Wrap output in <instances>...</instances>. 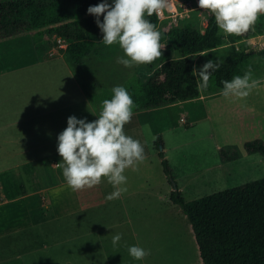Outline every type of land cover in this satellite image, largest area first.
Returning a JSON list of instances; mask_svg holds the SVG:
<instances>
[{
    "label": "crops",
    "instance_id": "crops-1",
    "mask_svg": "<svg viewBox=\"0 0 264 264\" xmlns=\"http://www.w3.org/2000/svg\"><path fill=\"white\" fill-rule=\"evenodd\" d=\"M170 1L176 5L179 17H189L197 11L186 12L183 6L188 3H192L194 8H199L198 0ZM24 2V6L13 15V33L0 38V55L15 56L17 58L15 63H20V67L50 62L58 56L71 66L72 72L67 78L64 76L65 79L50 73L39 75L37 98L41 105L36 110V116L31 118L39 120L43 119V116L50 117L52 114V116L55 115L52 120H55L59 118V113L70 110L69 103L71 99L75 102L78 89L84 97H91L94 94L93 89H87L86 86L96 84H83L79 81L77 68L82 66L84 60L79 66H75L76 64L67 57L65 52L60 53L53 46L39 52L34 34L49 27L82 19L88 13L82 11L77 0H24ZM168 8L172 9L171 6ZM197 16L200 17L198 11ZM176 18L159 19L160 26L164 31H169ZM199 27H201V20ZM205 30L200 29L202 33ZM248 32L238 36L232 35L228 39L221 36L223 39L221 46L195 55L193 69L197 73L195 76L198 88L194 98L180 100L158 108L133 111L134 114L125 125L124 132L141 143L144 159L136 165L138 170H133L132 167L125 170L127 192L119 199L112 201L105 199L109 193L114 191L113 186L105 177L101 178L100 184L91 188L85 187L75 192L72 191L64 180L62 169L56 166V163L61 160L56 149L54 152L57 157L52 163H49L48 153H39L37 156L27 158L23 163L14 165L12 163L7 166L6 170L21 171L25 174L23 167L31 164L33 168H27L25 171L31 176L35 174V176L42 177V182L34 185L36 189H31L26 195L15 199H7L3 186L0 185V264H26L23 260L26 256L36 258L37 264H63L57 259L60 256L67 258L64 264H75L72 257L76 255L85 258L83 263L88 264L87 257L93 255L89 252L90 248L100 251L110 250L107 255L111 254L120 262L127 261V259L130 262L128 247L132 245L141 247L139 240L141 229L151 224L157 225V223L166 226V217L173 213L176 209L174 207H179L171 201L172 184L168 181L163 168L162 172L159 170L158 163H162V159L157 142L159 136L162 138L163 129L173 130L175 128L174 122L177 119H180L187 127L209 121L213 127L209 135L215 140L220 150H222L221 144L231 142L227 140L231 135L239 134L244 144L256 139L264 141V86L258 85L253 88L245 98L235 95L225 98L220 94L222 88L216 84V76L229 56L242 51H257L263 54V51L249 49L245 41ZM101 44L102 42L100 47ZM32 53L33 61L28 63ZM209 53L217 56L216 60L212 59L213 64L216 65V71L213 72L214 65L206 70L209 79L207 85L203 86V78L199 73ZM25 54L27 57L24 58ZM201 57L204 59L202 60ZM211 57L214 58L213 55ZM249 59L239 66L240 76L248 70L245 63ZM128 72L132 74L131 78L136 76L134 68H130ZM28 118L30 117L26 119ZM26 119L13 123L6 122L0 127L18 124ZM147 125L150 128L151 137H147ZM37 127L45 128L41 122L37 124ZM215 129L222 130L217 134ZM219 135L221 141H218ZM154 137H157V141ZM5 142L9 145L16 142L18 145L16 147L10 145L13 146L12 149L1 148L0 160L13 161L15 155L28 154L33 147L30 146L26 134L20 142L18 139ZM55 143L57 144V140ZM183 146L184 143L173 141L171 148L178 150ZM164 149L166 150L165 156H168L166 152L170 149L166 142L163 151ZM171 166H174L173 163ZM211 168L208 167L207 171ZM34 169L37 172L30 173ZM204 171V167L197 169L195 173H190L191 178L186 180L189 175L184 172L177 173L174 169L176 179L180 180V183H177L178 188L184 191L188 185L198 187L199 180L203 181ZM182 178L186 180L184 183H182ZM151 198H155L159 203H150ZM175 211L181 215L178 212L180 210ZM117 233H122V239L114 247L112 237Z\"/></svg>",
    "mask_w": 264,
    "mask_h": 264
},
{
    "label": "rangeland",
    "instance_id": "rangeland-1",
    "mask_svg": "<svg viewBox=\"0 0 264 264\" xmlns=\"http://www.w3.org/2000/svg\"><path fill=\"white\" fill-rule=\"evenodd\" d=\"M88 2H90L91 5H96L100 3L101 0H89ZM200 20L201 16L198 18L197 11H194L189 17L178 16L173 22L172 27L189 25L198 28ZM54 47L60 53H64L66 44L63 41L57 40ZM209 54L210 55H206L207 57L205 59L201 57L202 60L213 61L217 59L216 55L212 53ZM32 55L33 53L30 54L28 63L33 61L31 58ZM120 55H123V52L118 44L105 46L102 43L99 55L86 57L82 66L75 65L79 66L78 68L76 67L79 81L83 84H96L90 86V89H93L94 95H98L102 91H111L114 86L123 85L131 78L132 74L128 72L130 68H126L116 62L117 57ZM211 55H213L214 58H212ZM173 56H179V53L173 50ZM25 57H27L26 54L24 58ZM15 60H17L15 56L8 55L5 57L0 55V126L4 125L6 122L13 123L17 120L26 119L27 117L30 118L26 119L27 121L22 120L18 124L15 123L0 127V149H7V147L12 149L13 146L16 147V145H18L16 142L15 144H10L13 145L10 146L5 141H15L18 139L20 142L25 134L29 139L30 146L32 145L33 147L28 154L15 155L13 161L0 160V173L6 171V167L10 166L12 163L13 165L16 163H23L27 158L29 159L33 155L37 156L39 153H48L49 163H52L55 157H57L54 152L57 145L55 140H57L58 134L67 127L68 116L75 115L77 118H86L87 121H93L98 118L97 115L101 110L98 103H96L92 97H84L78 89L79 94H76L75 102L71 99L69 103V105H71L69 107L70 110L59 113L58 119L52 120L55 118L54 114V116L51 114L50 117L43 116V119L40 118L39 120L38 118L32 119L31 117L36 116V110L39 109L41 105L37 98L39 75L41 73H50L65 79V77L67 78L70 76L69 73L72 72V68L59 56L50 62H42L35 65L29 64L25 67H20L21 64H16ZM216 63L218 64V62ZM249 65H251L252 68L253 79L264 77L263 54L254 51L252 57L245 63L247 68ZM159 67V62H151L146 65L132 68H134L135 75L141 74V76L147 78L153 70ZM213 68V72H215L216 65H214ZM259 85L264 86V82H261ZM39 122H41L45 128H38L37 124ZM57 123L60 124L55 126ZM51 124H53V126ZM174 124H176V126L173 130L163 129L161 133L162 142L159 144L160 150L165 146V142L166 145H168L170 150L166 152L168 155L166 158L169 162L173 163L174 166H171L172 169H176L177 173L184 172V174L189 175L186 179L189 180L191 178L190 173H195L197 169L199 170L202 167L205 168L203 181L201 182V180H199L198 187L188 185L185 187L184 191L180 189L185 200L190 201L197 199L264 177V154L261 152H247L245 144L241 142L239 134L229 136L227 140L231 142L224 145L221 144L222 150L225 151L229 157L228 159H224L220 148L209 135L213 128L209 121L200 122L199 124L187 127L180 119H177ZM215 130L218 134V131L221 132L222 129H218V131L217 129ZM146 134L147 137H151L148 125L146 127ZM217 138L218 141H221L220 135ZM154 139L156 140L157 137H154ZM173 141L184 143V146L178 150H173L171 148ZM6 149L3 150L6 151ZM165 151L164 149V152ZM158 166L159 170L162 172V163L159 162ZM208 167H212L210 171H207ZM35 170L36 169L33 171L36 173L37 171ZM33 171L31 170L30 173H34ZM17 173L21 174L22 179L29 178V183L33 186L42 182V177L35 176V174L31 176L28 172L24 175L21 171ZM174 176L176 179V174H174ZM186 180L182 178V183ZM179 181L180 180L176 179V183H180ZM150 203L157 204L159 202L155 198H151ZM174 208L176 209H174L173 213L166 217V226L157 223V225L151 224L143 227L141 232L139 229L141 247L150 250L151 253L143 260H135L129 256L131 259L130 262L128 261L129 259L120 262L119 259L111 254L107 255L110 250L107 251L104 249L100 251L96 248H90L89 252L93 253V255L87 257L88 264H202L192 225L179 207L176 206ZM175 210H180L178 212H180L179 214L181 215H178ZM57 259L61 260L63 264L67 260V258L63 256ZM72 259H74L75 264H84L85 258L76 255L72 257ZM23 260L26 264H37L36 258L30 256L24 257Z\"/></svg>",
    "mask_w": 264,
    "mask_h": 264
},
{
    "label": "trees",
    "instance_id": "trees-1",
    "mask_svg": "<svg viewBox=\"0 0 264 264\" xmlns=\"http://www.w3.org/2000/svg\"><path fill=\"white\" fill-rule=\"evenodd\" d=\"M88 1L77 0L84 13H87L91 5ZM24 4V0H0V38L13 33V15ZM145 19L160 33L162 55L152 61L159 62L160 67L153 70L149 77L136 75L123 85L135 102L133 111L158 108L194 98L198 88L193 74L195 55L223 44V39L217 35L215 17L210 16L204 33L200 31V27L189 25L164 31L156 12L151 16L146 13ZM258 26L261 27L262 24ZM102 36L94 16L87 14L82 19L40 30L34 34V39L39 52L54 47L57 40L63 41L67 44L64 51L67 57L80 65L85 57L100 54ZM173 50L179 56H173ZM252 53L254 51H242L229 56L216 76L217 86L223 88L222 81L240 76L239 66ZM86 88L90 89V86ZM112 95L111 91H102L91 97L101 109V102L111 99ZM161 142L162 138L159 136L158 147ZM245 148L249 153L264 154V141H248ZM221 154L224 159L229 158L225 151L221 150ZM159 155L164 173L173 186L171 201L180 207L192 225L202 264H264V177L187 201L177 186L173 169L163 149ZM27 168L33 166L27 164L23 167L24 170ZM17 172L6 170L0 173V185L3 186L7 199L24 196L31 189H36V186L29 183V178L23 180ZM24 173L27 174L26 171Z\"/></svg>",
    "mask_w": 264,
    "mask_h": 264
},
{
    "label": "clouds",
    "instance_id": "clouds-1",
    "mask_svg": "<svg viewBox=\"0 0 264 264\" xmlns=\"http://www.w3.org/2000/svg\"><path fill=\"white\" fill-rule=\"evenodd\" d=\"M163 6L164 0H101L90 5L87 13L94 16L103 34L101 42L105 46L118 44L122 49L123 55L118 56L116 62L132 68L149 64L162 55L160 33L145 19V13L151 16ZM198 7L207 9L209 15L215 17L217 35L228 39L249 31L258 14L264 13V0H198ZM212 66V61H206L200 70L203 86L209 79L206 70ZM193 74H197L195 69ZM261 82L264 77L253 79L249 65L243 76L222 81L220 94L225 98L231 95L245 98ZM111 92V99L101 102V110L96 114L98 119L87 121L68 116L67 127L58 134L56 145L61 157L56 166L62 169L67 186L75 192L98 185L105 177L114 188L105 197L108 201L119 199L127 192L125 170L129 167L138 170L136 165L144 159L141 143L124 132L134 114L135 102L123 86H114ZM121 239L122 233L115 234L113 246ZM128 253L135 260H143L151 254L139 245L129 246Z\"/></svg>",
    "mask_w": 264,
    "mask_h": 264
},
{
    "label": "built area",
    "instance_id": "built-area-1",
    "mask_svg": "<svg viewBox=\"0 0 264 264\" xmlns=\"http://www.w3.org/2000/svg\"><path fill=\"white\" fill-rule=\"evenodd\" d=\"M168 5L171 6L172 9H169L167 7ZM183 9L188 13H190V11L192 10H197L199 16H201L200 29L205 30L211 16L209 15L207 9L202 10L200 8H194V5L192 3L186 4L185 6H183ZM156 14L159 19H174L176 18V16H178L179 12L174 2L170 0H164V6L159 10V12H156ZM260 23L262 24L261 27L258 26ZM245 41L249 49L264 51V13L258 14L257 21L252 27H250L248 36Z\"/></svg>",
    "mask_w": 264,
    "mask_h": 264
}]
</instances>
